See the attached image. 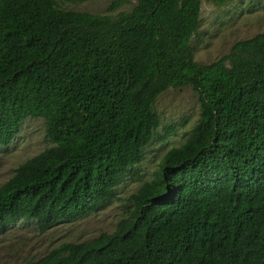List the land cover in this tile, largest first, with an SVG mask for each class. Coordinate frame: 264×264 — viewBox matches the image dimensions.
<instances>
[{
    "label": "trees",
    "instance_id": "trees-1",
    "mask_svg": "<svg viewBox=\"0 0 264 264\" xmlns=\"http://www.w3.org/2000/svg\"><path fill=\"white\" fill-rule=\"evenodd\" d=\"M136 1L111 15L128 0L109 14L0 0V150L29 118L53 143L0 187V233L111 204L155 140L158 98L191 87L200 118L130 197L131 217L28 264H264V32L203 65L191 47L203 0Z\"/></svg>",
    "mask_w": 264,
    "mask_h": 264
},
{
    "label": "rangeland",
    "instance_id": "rangeland-1",
    "mask_svg": "<svg viewBox=\"0 0 264 264\" xmlns=\"http://www.w3.org/2000/svg\"><path fill=\"white\" fill-rule=\"evenodd\" d=\"M62 9L93 14H109L113 0H56ZM136 0L110 13L131 12ZM201 23L191 40L195 60L208 65L227 55L236 42L264 32V0H229L222 6L203 0ZM155 109L161 126L153 143L145 150L138 172L117 189L113 202L100 211L73 223H59L41 232L36 222L19 221L0 233V264H28L38 261L63 243H83L103 233H113L119 223L131 217L130 197L152 180L160 170L165 154L181 146L200 118V102L191 87L169 89L157 100ZM176 129L165 137L168 128ZM53 143L47 134L45 118H29L13 143L0 150V187L15 170L42 153Z\"/></svg>",
    "mask_w": 264,
    "mask_h": 264
}]
</instances>
